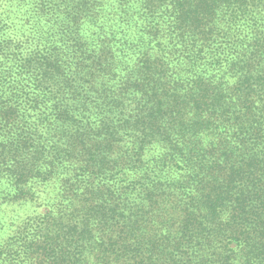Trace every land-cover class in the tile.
Instances as JSON below:
<instances>
[{
	"label": "trees",
	"instance_id": "obj_1",
	"mask_svg": "<svg viewBox=\"0 0 264 264\" xmlns=\"http://www.w3.org/2000/svg\"><path fill=\"white\" fill-rule=\"evenodd\" d=\"M0 264H264V0H0Z\"/></svg>",
	"mask_w": 264,
	"mask_h": 264
}]
</instances>
